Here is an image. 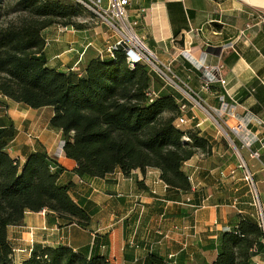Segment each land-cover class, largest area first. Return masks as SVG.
Returning a JSON list of instances; mask_svg holds the SVG:
<instances>
[{
    "label": "crops",
    "instance_id": "1",
    "mask_svg": "<svg viewBox=\"0 0 264 264\" xmlns=\"http://www.w3.org/2000/svg\"><path fill=\"white\" fill-rule=\"evenodd\" d=\"M102 1L106 4V0ZM263 16L264 0H130L128 8V18L138 38L160 62L171 71L173 68L172 77L187 92L230 132L243 122L261 138H264ZM87 31L90 30L83 32ZM43 35L49 41L44 55L51 69L81 72L87 62L105 52L93 35L84 38L87 41L82 46L80 40L70 34L59 33L57 26L45 30ZM82 47L85 50L80 49ZM188 51L191 56L187 55ZM73 52L76 53L67 55ZM103 56L107 61L112 59L109 54ZM199 62L210 66L221 64V75L227 85L214 84L203 91L206 77L197 65ZM153 83L158 94L167 91V86L155 85L159 83L156 79ZM4 105H9L10 109L12 105L22 106L0 98V110H5L0 112V124H6L8 119L9 111ZM42 109L49 111L50 118L38 143L28 149L17 144L11 156L22 164L28 155L40 150L58 156L59 163L67 171L61 176V183H73L70 194L93 215L92 223L87 230L76 224L60 227L58 216L47 214L46 210L28 212L22 226L8 228L12 248L27 247L31 237L28 231L33 229L36 245L68 246L87 257H104L109 264H147L150 251L163 259L175 256L179 264L212 262L216 258V250L212 247H217L224 231L238 227L239 215L255 217L253 196L244 181L242 164L253 174L264 210V146L259 142L250 149L259 153V159H255L237 140L240 154L234 150L236 160L234 153L231 155L223 149L218 136L206 135L212 139V153L202 160L204 155L199 153L183 166L193 191L187 195L178 194L184 202L176 205L166 200L169 192L156 169H148L145 173L135 170L130 178H125L120 170L101 179L81 180L74 175L76 162L64 155L61 133L48 126L54 112L50 108ZM188 113L190 122L198 117L195 107ZM203 123L195 127H202ZM0 128L9 127L0 125ZM199 130L204 135L205 130ZM54 134L60 137V147L49 141ZM18 135L11 144L16 143ZM202 174L203 180L200 179ZM188 200L191 204H186ZM196 204L202 207L195 209ZM166 232H171V240L162 239L161 234ZM133 238L136 246L131 248L128 242ZM14 256L17 264L30 257L28 254ZM256 261L263 264L264 257Z\"/></svg>",
    "mask_w": 264,
    "mask_h": 264
},
{
    "label": "trees",
    "instance_id": "2",
    "mask_svg": "<svg viewBox=\"0 0 264 264\" xmlns=\"http://www.w3.org/2000/svg\"><path fill=\"white\" fill-rule=\"evenodd\" d=\"M6 1L0 0V98L32 111L53 110L48 126L61 133L64 155L76 162L73 174L81 180L105 178L117 170L130 178L135 170L156 169L169 192L166 200L184 202L177 196L190 194L193 184L183 166L199 153L210 155L212 139L200 130L177 127L185 105H180L179 93L170 88L155 92L156 78L148 65L131 67L121 50L110 61L103 55L91 59L80 74L51 69L43 32L54 26L88 29L77 22L83 6L73 0ZM10 15L16 18L4 24ZM15 137L12 125L0 128V264H17L7 232L22 226L28 212L46 210L58 216L60 227L76 224L84 230L93 217L73 200V183H61L67 171L59 157L40 150L22 164L9 152ZM218 242L212 247L216 258L201 264H259L256 258L264 257V232L254 216L239 215L238 227L224 231ZM147 259V264H172L154 251ZM22 264L109 263L68 246L35 244Z\"/></svg>",
    "mask_w": 264,
    "mask_h": 264
},
{
    "label": "built area",
    "instance_id": "3",
    "mask_svg": "<svg viewBox=\"0 0 264 264\" xmlns=\"http://www.w3.org/2000/svg\"><path fill=\"white\" fill-rule=\"evenodd\" d=\"M87 2L91 3L96 10L97 14L103 18L105 23L108 25L111 31H113L118 37L119 41L117 44L113 45L112 47H108L107 53L111 55V57L114 56V52L116 50H123L127 54V63L131 67H134L137 64H147L150 67V70L155 72L158 76L162 77L163 79H168L170 82L174 83L175 77H169L166 72H164L163 69L168 71L170 75L172 76V71L169 66H166L163 62H160L159 59L153 54V52L150 51V49L146 46L145 42L143 40L139 41L143 44H145V47L148 49L145 50L144 47L134 45L130 42L129 38V32L131 31L136 35V32L133 30V24L130 22L128 18V8L130 6V0H106V4L103 3L102 0H86ZM261 21L264 22V16L261 18ZM74 30L72 27H58L59 33H66L68 31ZM137 36V35H136ZM138 37V36H137ZM47 46L49 45V41L46 40ZM103 53L101 54V56ZM187 55L191 56V52L188 51ZM198 67L203 71L204 76L206 77L204 84L202 86V90L208 91L212 85L214 84H220L221 86L227 85V80L221 75V70L223 66L219 64L218 66H210L203 63H197ZM163 69H162V68ZM149 97L151 99L156 97L155 93H150ZM195 100V99H194ZM187 107L185 105L182 106L181 111L182 114L176 119V125L178 128H182L183 126H186L190 123L189 119L187 118L188 111ZM244 132V136L240 135V133ZM224 134V133H223ZM232 136H227V140L229 142V145L237 151V153L240 154V151L237 146V140L242 144L243 148H246L248 150L251 149L254 143L259 142L264 146V138L259 137L258 135L254 134L252 131L248 130V124L246 123H239L235 129H232L231 131ZM29 137H33V135L30 133L28 135ZM244 137V138H243ZM251 151V157L255 159H259V153L257 151ZM9 152H12V146H9ZM241 168H243L244 171V181L247 183L249 191L251 196H253V206L256 208L257 211V221L259 226L262 228L264 232V210H262V205L260 201V196L257 193V188L255 184V180L253 179V174L247 169V166L240 165ZM223 174V173H222ZM167 189V186H166ZM188 203L191 202V200L187 201ZM202 206H194L195 209L201 208ZM30 233V239L27 241L28 245L25 248H14V255L16 254H24V255H30L34 249L35 245V232L33 229H29L28 231ZM163 240H169L171 237L170 232H166L161 234ZM128 245L131 247L136 246L134 238L128 242ZM167 259H169L172 264H177V258L175 256H169Z\"/></svg>",
    "mask_w": 264,
    "mask_h": 264
},
{
    "label": "rangeland",
    "instance_id": "4",
    "mask_svg": "<svg viewBox=\"0 0 264 264\" xmlns=\"http://www.w3.org/2000/svg\"><path fill=\"white\" fill-rule=\"evenodd\" d=\"M63 1H65V0H63ZM73 1L82 5L83 10H84L81 17L78 18L77 22L86 23V25L88 26V30H90V31L83 32L84 30L77 31L74 29V30L68 31L64 34H70L74 38L80 40L79 45H81V46H82L84 41L85 42L87 41V40H84V38L86 39V37L93 35L94 38H98L97 43L101 47V50H103V51L105 50V52H102L103 55L108 54L106 52L108 47H112L113 45L117 44V42L119 41V37L113 31L110 30V28L105 23L103 18H101L97 14V12L94 11L96 9L91 3L87 2L86 0H73ZM7 2H8V0L6 1V3ZM15 18H16L15 15H10V16L6 17V19L4 20V22H5L4 24H6V22L8 20H12ZM85 45H86V43H84V46ZM97 48H99V47H97ZM80 49L85 50L84 47H82ZM121 51H123V50L121 49ZM75 53L76 52H73V53H69L67 55H71V54H75ZM82 53L83 52H81V54ZM83 55H84V53H83ZM149 69H150V67H149ZM163 70H164V72L167 73V75L169 77H172L168 71H166L165 69H163ZM82 71L83 70H81V72H79V71H75V72L80 74V73H82ZM172 71H173V68H172ZM154 77L156 78L157 81H159L158 85L160 84L161 86H167V88H170L173 92L179 93V95L181 97L179 103H180V105L185 104V106L188 108L187 109L188 112H190L192 107H195V110L198 114V117L196 118V120H192L188 125L183 126L181 129L184 131H190V130L198 131L201 128L202 130H205V131H203L204 136H206L208 134H213V135L218 136V138L221 140V143L223 145V149L230 152L231 155H233V153H234V156H235L234 159L237 160L234 149L228 144L227 136H225V134H223V132L221 130V127H223L225 129L226 133H228L229 136H232L230 130L226 128L225 124L222 121H219L217 119V117H215V115L213 113H211L206 106H204L198 99H196L193 94H191L190 92H187L186 89L176 79H174V83H172L168 79H161V77H158L157 74H154ZM5 106L6 105H4V108H5ZM12 106H13L12 109L9 108L10 107L9 105L6 106V108H7L6 111L7 112L9 111L8 116H7L8 119H7L6 124L4 123V124H0V125L1 126L6 125L8 127L12 125L13 127H15L16 135L20 134V135H18L16 143L11 144V146L13 148H12V152H10V153H12V155H14V152H15L14 146H17V144H19L20 147H22V148L28 149L31 145H35L38 143V139L42 135L41 133L44 130L45 125L50 118V114H49V111L44 110V109H40L38 111H32V110H29L24 105L23 106L12 105ZM3 111H5V110L2 108L0 110V112H3ZM209 113L212 114V116ZM199 122H204L203 126L195 128V125ZM220 125H221V127H220ZM17 128H19V129L17 130ZM30 133L33 135V137L28 136ZM49 141H51L52 143H55V146H57V147H60L62 144V142L60 141V137H58L56 134H54ZM201 154H203V153H201ZM203 155H204V157L201 158V160L206 159V157H207V154L206 155L203 154ZM200 171L205 172L202 169H200ZM203 178H204V176L202 174L200 179L203 180ZM253 210H254V214H255V218H256L257 217L256 208H254ZM171 236H172V234H171ZM171 238L172 237H170L169 240H171Z\"/></svg>",
    "mask_w": 264,
    "mask_h": 264
},
{
    "label": "bare ground",
    "instance_id": "5",
    "mask_svg": "<svg viewBox=\"0 0 264 264\" xmlns=\"http://www.w3.org/2000/svg\"><path fill=\"white\" fill-rule=\"evenodd\" d=\"M129 38H130V42L134 45H137V46H141V47H144L145 50H147L148 48L145 47V44L141 43L138 39V37L132 33L131 31L129 32ZM170 81V80H169ZM173 83V82H172Z\"/></svg>",
    "mask_w": 264,
    "mask_h": 264
},
{
    "label": "water",
    "instance_id": "6",
    "mask_svg": "<svg viewBox=\"0 0 264 264\" xmlns=\"http://www.w3.org/2000/svg\"><path fill=\"white\" fill-rule=\"evenodd\" d=\"M210 114V113H209ZM211 116H212V114H210ZM214 118V117H213ZM215 120V119H214ZM216 121V120H215ZM218 122V121H217ZM220 127H221V125H220ZM221 130H222V132L224 133V134H226L227 135V133H226V131H225V129L223 128V127H221Z\"/></svg>",
    "mask_w": 264,
    "mask_h": 264
}]
</instances>
